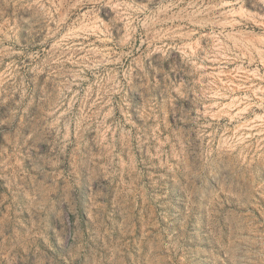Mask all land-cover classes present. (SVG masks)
<instances>
[{
  "label": "rangeland",
  "instance_id": "obj_1",
  "mask_svg": "<svg viewBox=\"0 0 264 264\" xmlns=\"http://www.w3.org/2000/svg\"><path fill=\"white\" fill-rule=\"evenodd\" d=\"M171 1L0 0V264H264V0Z\"/></svg>",
  "mask_w": 264,
  "mask_h": 264
},
{
  "label": "bare ground",
  "instance_id": "obj_2",
  "mask_svg": "<svg viewBox=\"0 0 264 264\" xmlns=\"http://www.w3.org/2000/svg\"><path fill=\"white\" fill-rule=\"evenodd\" d=\"M181 0H172L171 2H170V4L169 5H171L172 7L173 6H176V5H178V3L180 2ZM229 3L227 2V1H222V2H217V3H214V4H211V5H208V6H206V7H209L210 8V10H215V9H219V8H225V6H227ZM230 7H232V6H230ZM241 7V6H240ZM234 8V7H233ZM229 9H231V8H229ZM233 11V10H232ZM198 8L197 9H195V10H192L190 13H189V15H187L188 17H187V20L191 23V24H194V25H200V24H203V20H205V18H201V17H199L198 16ZM205 21H210V22H213V20L212 19H206Z\"/></svg>",
  "mask_w": 264,
  "mask_h": 264
}]
</instances>
